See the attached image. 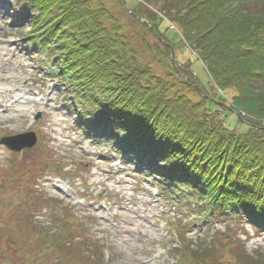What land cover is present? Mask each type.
<instances>
[{
  "label": "trees",
  "instance_id": "1",
  "mask_svg": "<svg viewBox=\"0 0 264 264\" xmlns=\"http://www.w3.org/2000/svg\"><path fill=\"white\" fill-rule=\"evenodd\" d=\"M124 1L14 0L28 20L20 33L66 87L80 125L111 137L140 170L156 174L164 201L186 203L202 223L224 224L225 232L193 237L177 228L173 264H264V251H248L244 235L231 231L247 222L264 228V0H247L248 12L234 0ZM164 21L185 44L171 41ZM181 43L206 63L216 96L235 92L232 100L250 117H242L251 122L245 132L227 125V106L207 108L214 94L190 96L193 81L208 89L190 63L173 66L171 47ZM26 206L17 224L26 235H4L7 224H0V264L105 263L111 248L86 234L90 222L73 221L64 205L38 224Z\"/></svg>",
  "mask_w": 264,
  "mask_h": 264
},
{
  "label": "rangeland",
  "instance_id": "2",
  "mask_svg": "<svg viewBox=\"0 0 264 264\" xmlns=\"http://www.w3.org/2000/svg\"><path fill=\"white\" fill-rule=\"evenodd\" d=\"M246 1L234 0V3H241L245 11H251L253 6ZM10 2L0 0V138L35 131L39 142L32 149L20 153L0 144V224H7L3 234L26 235L17 226L19 219H23L21 210L27 204L35 205L38 195L48 202V206L34 208L33 220L38 224L49 223L51 213L59 208L62 210L65 205L68 208L65 212L71 214L73 221L90 222L85 226L86 232H90H85L87 235H96L94 237L100 239V243L103 244L104 240L110 246L103 264L173 263L176 256L169 253L171 238L175 235L173 224H184L181 219L191 220L195 212L186 206L158 200L155 178L149 174H137V164L133 166L128 163L130 158L125 160L116 154V150H121L111 137L101 138L87 133L75 123L76 114L66 105V87L39 66L38 61L42 65L40 57L43 56L35 48H28L16 24H11L17 12ZM122 3L125 5L124 0ZM168 26L171 41L179 44L181 37L184 39L182 32L179 33L177 27L168 21L162 23V30ZM184 44L176 49L171 47L173 66L180 71L187 66L185 62L190 63V72L208 89L205 93L193 81L197 92H189L190 96H216L214 90L217 88L213 90L209 85L213 78L206 63L200 57L195 58L196 52ZM219 94L217 101L211 98L207 108L215 110L227 106L223 110L227 125L238 126L239 131L245 132V122H251H243L242 117H249V114L235 105L232 100L235 92L221 90ZM220 96L226 99L225 102L219 99ZM39 112L41 116L37 120ZM13 164L20 165V169L11 175ZM61 168L70 169L66 179L58 172ZM26 169L28 172L24 173ZM32 178L37 181L33 187L34 195L26 191ZM107 200L113 201L108 203ZM200 223L188 227L187 234L194 235L208 226L217 229L224 225L222 222L201 223V229ZM247 224L250 233L245 235H253L246 237L248 251L254 252L258 247L264 250V229H259L261 234L252 229L250 223ZM231 231L234 235L245 233L238 227ZM81 263L89 262L84 258Z\"/></svg>",
  "mask_w": 264,
  "mask_h": 264
},
{
  "label": "bare ground",
  "instance_id": "3",
  "mask_svg": "<svg viewBox=\"0 0 264 264\" xmlns=\"http://www.w3.org/2000/svg\"><path fill=\"white\" fill-rule=\"evenodd\" d=\"M137 168H138V170L135 171L137 174H139V173H140V174H141V173H142V174H149V175H151V176H153V177L155 178V179H154V182L157 183V184H159V183H158V182H159V177L156 176V174H151V173H149V172H143V171L140 170V168H139V163L137 164ZM154 175H155V176H154ZM163 195H164V194H163ZM163 195H162V193L160 192V193H159V198H160V199H163ZM179 205H180V206H186V203L181 202V203H179ZM186 207H187V206H186ZM192 207H193V205H192ZM187 208H188V207H187ZM223 215H224V216H227L228 214H227V213H223ZM228 218H229V216L227 217V219H228ZM231 219H234V220H235V218H232V217H231ZM211 221H212V220H211ZM211 221H210V220H207L206 222L209 223V222H211ZM203 224H205V223H203ZM241 225H244V224H241ZM241 225H240L239 227L235 225V227H238V229H243V230H245V233H243V234L240 233V235H244L243 240H244L245 244H247V242H246V237H250V238H251L253 235H245V234H249V233H250L249 230L247 229L248 226H247V224H245V228H243ZM200 226H201V224L199 225V227H200ZM187 233H188V232H187ZM187 235H188V234H187ZM194 235H196V233H195ZM194 235H189V237H193ZM187 238H188V237H187ZM257 249H258V248H257ZM257 249H255V250H257ZM255 250H254V251H255Z\"/></svg>",
  "mask_w": 264,
  "mask_h": 264
},
{
  "label": "water",
  "instance_id": "4",
  "mask_svg": "<svg viewBox=\"0 0 264 264\" xmlns=\"http://www.w3.org/2000/svg\"><path fill=\"white\" fill-rule=\"evenodd\" d=\"M142 21H145V19H142ZM22 137H24V135L23 136L19 135V136H15V137H9V138H6L2 141L4 143H7L10 147H12L16 150H21L25 146H32L36 141L34 134H31V137H33V140L31 142H27L26 140L20 142L21 141L20 139H22ZM11 141H13L15 143H12Z\"/></svg>",
  "mask_w": 264,
  "mask_h": 264
}]
</instances>
